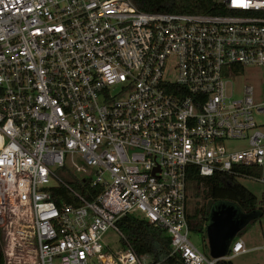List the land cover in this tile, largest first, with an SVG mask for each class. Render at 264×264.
Here are the masks:
<instances>
[{"label":"built area","instance_id":"1","mask_svg":"<svg viewBox=\"0 0 264 264\" xmlns=\"http://www.w3.org/2000/svg\"><path fill=\"white\" fill-rule=\"evenodd\" d=\"M215 7L0 0L3 264H153L104 241L109 229L120 239L125 214L162 226L187 264H216L189 239L187 176L264 171V100L252 85L228 91L243 67H264V0ZM65 171L100 190L87 199ZM61 186L78 205H55L49 188ZM228 249L249 251L240 239Z\"/></svg>","mask_w":264,"mask_h":264},{"label":"trees","instance_id":"2","mask_svg":"<svg viewBox=\"0 0 264 264\" xmlns=\"http://www.w3.org/2000/svg\"><path fill=\"white\" fill-rule=\"evenodd\" d=\"M136 8L148 12H169V13H223L215 7V0H131ZM263 173L258 167L238 166L231 171H216L211 176L200 177L192 170L188 173V182L196 189L203 187L201 192L204 197L216 201L219 204L233 205L240 215L247 221H251L264 213V194L260 199L253 195L240 181L239 177L258 178ZM63 180L70 188L82 193L87 199L92 198L94 192L100 188H91L86 180L74 177L70 172L61 173ZM69 176V177H68ZM52 200L60 208L63 204L78 205L68 188H49ZM215 207V206H214ZM213 207V208H214ZM201 212L205 209L201 208ZM199 217H204L195 210L187 215L189 230L199 229L202 231ZM203 219V218H202ZM207 219V218H204ZM117 226L121 232L119 239L123 247H131L137 254L149 253L153 264H187L179 253L172 252L170 239L166 230L158 225L149 223L143 218L133 214H125L117 220ZM246 226H243L236 236L243 233ZM237 239V238H235ZM2 233L0 231V264H3ZM230 250H227V255ZM216 264H232L229 258H219Z\"/></svg>","mask_w":264,"mask_h":264},{"label":"rangeland","instance_id":"3","mask_svg":"<svg viewBox=\"0 0 264 264\" xmlns=\"http://www.w3.org/2000/svg\"><path fill=\"white\" fill-rule=\"evenodd\" d=\"M246 85H252L254 88V98L258 101L264 100V67L263 66H246L243 67L237 76L229 77L228 79V91L232 92L236 96H240L242 88ZM255 119L258 122H264V115H255ZM246 143L241 140H235L228 142L227 147L239 148L245 146ZM239 181L258 199L264 194V181L251 178H240ZM54 183V181H51ZM203 187L187 186V211L188 214H192L195 210H198L199 214L204 217H199L197 222H200L202 231L199 229H193L189 232L190 241L200 251L208 254L207 238L205 234V227L209 221V215L214 206L217 205L216 201H212L201 192ZM201 208L205 209V212H201ZM203 218V219H202ZM207 218V219H204ZM243 226L245 230L239 236L235 238H241L247 245L255 244L257 240L264 237V213L261 216L253 218L250 222L247 221ZM104 241L113 248L120 246L119 236L116 232L109 229L104 235ZM232 264H264V250L252 249L247 252L241 253L231 257Z\"/></svg>","mask_w":264,"mask_h":264},{"label":"water","instance_id":"4","mask_svg":"<svg viewBox=\"0 0 264 264\" xmlns=\"http://www.w3.org/2000/svg\"><path fill=\"white\" fill-rule=\"evenodd\" d=\"M245 223V217L233 205H216L211 210L205 227L208 254L213 258H223L231 241Z\"/></svg>","mask_w":264,"mask_h":264},{"label":"crops","instance_id":"5","mask_svg":"<svg viewBox=\"0 0 264 264\" xmlns=\"http://www.w3.org/2000/svg\"><path fill=\"white\" fill-rule=\"evenodd\" d=\"M237 239H240L242 242H243V244H244V246L247 248V249H249V250H252V249H260L259 247L260 246H262V245H264V237H263V239H259V240H257L256 241V243L255 244H251V245H247V243H245L241 238H237ZM233 240H235V237L233 238ZM232 240V241H233ZM231 241V242H232ZM226 256V255H225ZM230 260H231V258H229ZM257 264H259V263H257Z\"/></svg>","mask_w":264,"mask_h":264}]
</instances>
